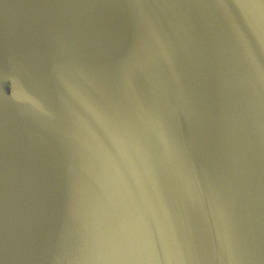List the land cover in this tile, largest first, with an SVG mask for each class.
Masks as SVG:
<instances>
[{
  "label": "water",
  "instance_id": "water-1",
  "mask_svg": "<svg viewBox=\"0 0 264 264\" xmlns=\"http://www.w3.org/2000/svg\"><path fill=\"white\" fill-rule=\"evenodd\" d=\"M0 264H264V0H0Z\"/></svg>",
  "mask_w": 264,
  "mask_h": 264
}]
</instances>
